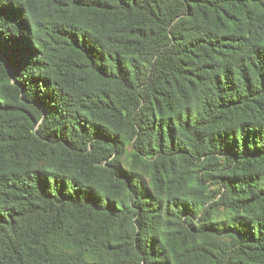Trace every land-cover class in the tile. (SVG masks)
Instances as JSON below:
<instances>
[{
  "label": "trees",
  "instance_id": "16d2710c",
  "mask_svg": "<svg viewBox=\"0 0 264 264\" xmlns=\"http://www.w3.org/2000/svg\"><path fill=\"white\" fill-rule=\"evenodd\" d=\"M0 264H264V0H0Z\"/></svg>",
  "mask_w": 264,
  "mask_h": 264
}]
</instances>
